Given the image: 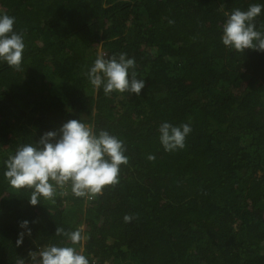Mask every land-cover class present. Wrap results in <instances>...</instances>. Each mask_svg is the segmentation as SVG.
<instances>
[{"label": "trees", "instance_id": "obj_1", "mask_svg": "<svg viewBox=\"0 0 264 264\" xmlns=\"http://www.w3.org/2000/svg\"><path fill=\"white\" fill-rule=\"evenodd\" d=\"M255 3L0 0L25 35L21 69L0 62V264L71 244L57 228L81 232L91 264H264V52L220 40L225 14ZM255 23L264 31V10ZM121 52L145 79L139 96L88 80L97 55ZM69 119L119 137L128 163L98 195L65 185L31 206L3 162ZM164 121L190 123L183 149H163ZM24 219L36 223L18 246Z\"/></svg>", "mask_w": 264, "mask_h": 264}, {"label": "clouds", "instance_id": "obj_2", "mask_svg": "<svg viewBox=\"0 0 264 264\" xmlns=\"http://www.w3.org/2000/svg\"><path fill=\"white\" fill-rule=\"evenodd\" d=\"M264 10V3L250 4L246 10L233 9L225 14L220 40L229 50L246 49L264 52V31L257 30L255 18ZM169 23L173 21L169 20ZM15 17L0 13V62L20 70L25 50V35L14 29ZM134 57L127 53L105 57L97 55L88 69L87 77L95 89L105 94L112 92L139 96L145 79L137 77ZM192 131L190 123L174 125L168 121L158 127L159 142L166 152L185 147ZM124 141L108 130L94 131L81 119H69L59 128L45 131L38 142L26 143L16 148L4 160V177L16 189H30L29 205L40 204L42 198L52 199L58 188L70 185L77 197L95 196L107 186L119 183L121 165L128 163ZM149 159L154 157L149 156ZM132 217L125 215L124 220ZM35 220L24 219L18 223L16 244L22 245L26 236L32 235ZM71 244L49 243L36 251H29L32 264H91L90 258L75 245L81 241L79 230L56 229ZM24 264V260L20 261Z\"/></svg>", "mask_w": 264, "mask_h": 264}, {"label": "rangeland", "instance_id": "obj_3", "mask_svg": "<svg viewBox=\"0 0 264 264\" xmlns=\"http://www.w3.org/2000/svg\"><path fill=\"white\" fill-rule=\"evenodd\" d=\"M263 246H264V243H263ZM264 248V247H263ZM82 249V247L79 249V250H81Z\"/></svg>", "mask_w": 264, "mask_h": 264}]
</instances>
